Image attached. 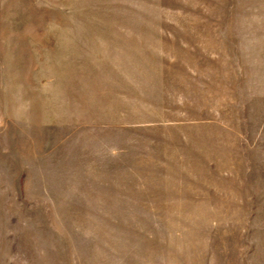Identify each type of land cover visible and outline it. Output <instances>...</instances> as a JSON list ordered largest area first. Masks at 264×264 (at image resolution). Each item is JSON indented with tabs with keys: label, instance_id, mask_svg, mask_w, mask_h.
Masks as SVG:
<instances>
[{
	"label": "rangeland",
	"instance_id": "obj_1",
	"mask_svg": "<svg viewBox=\"0 0 264 264\" xmlns=\"http://www.w3.org/2000/svg\"><path fill=\"white\" fill-rule=\"evenodd\" d=\"M0 264H264V0H0Z\"/></svg>",
	"mask_w": 264,
	"mask_h": 264
}]
</instances>
